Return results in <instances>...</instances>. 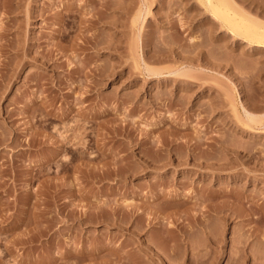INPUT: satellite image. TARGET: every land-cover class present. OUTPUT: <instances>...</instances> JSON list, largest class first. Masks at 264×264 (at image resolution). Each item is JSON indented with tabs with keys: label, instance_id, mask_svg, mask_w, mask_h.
<instances>
[{
	"label": "rangeland",
	"instance_id": "rangeland-1",
	"mask_svg": "<svg viewBox=\"0 0 264 264\" xmlns=\"http://www.w3.org/2000/svg\"><path fill=\"white\" fill-rule=\"evenodd\" d=\"M215 23L200 0H0V264H157L139 242L163 235L178 264H264V47Z\"/></svg>",
	"mask_w": 264,
	"mask_h": 264
},
{
	"label": "bare ground",
	"instance_id": "bare-ground-1",
	"mask_svg": "<svg viewBox=\"0 0 264 264\" xmlns=\"http://www.w3.org/2000/svg\"><path fill=\"white\" fill-rule=\"evenodd\" d=\"M200 1H201V4H202V8H205L206 12H208L211 15V20H213L214 23L218 22L219 26L224 31H228V33H231L233 36H235V37H237L239 39H243L245 41H248L249 43L253 44L255 46V48L256 47H259V48L264 47V18H260V17H257V16H254V15H251V14L247 13L242 7H238L237 6L235 4L234 0H200ZM263 17H264V15H263ZM58 22H59V24H62L63 20L59 19ZM89 22H91L89 25L92 26V24L95 25V23L97 21H93V20L89 19ZM57 36H58V34H57ZM94 37L93 36H90V37H88V36L86 37L85 36L83 38L84 44H86V45L91 44L93 46H97V42L98 41H96ZM62 40H63V38H62ZM47 60H49V59H47ZM47 63H48V61L42 62L43 65H46ZM48 65H49V63H48ZM114 69L115 68H113V70L110 72V74H108V76H114L117 73L116 70H114ZM97 70H98V68H96V69L93 68V71L96 74H98L100 76L104 75V73H105L104 70H103V74L101 72L102 70H100V71L99 70L97 71ZM152 71H153L154 74H157V75H162L161 73H163V72H158V71H154V70H152ZM105 76H107V75H105ZM248 117H249L250 120H254L255 119V116L253 114H249L248 113ZM62 139L64 140L65 137H62ZM63 140H61V142H63ZM156 161L154 160V163ZM88 163H87V165H88ZM152 166H154V165H152ZM99 168H101V167H99ZM239 193H241V192H239ZM139 215H142V212H139L138 216ZM158 223L160 225L161 224L163 225L165 223L164 219L162 218V220L159 221ZM164 236L165 235H163L162 238H161L163 241L162 240H161V242L158 241L159 244H157L158 243L157 242V243H152L151 245L147 244L144 247V246H142V241L139 242L140 250H149V251L153 252V254H152L153 260L157 264H167V263H169V261L167 262V260H170L171 257L174 256V254L177 252L176 246L174 245L175 242H172L174 244L169 245L168 242H169L170 239H168L167 236H166V238ZM158 239H156V240H158ZM154 242H155V240H154ZM194 247H196V246H194ZM196 248H195V250H196ZM197 249H199V247ZM192 250L194 252V248ZM130 253L128 252V250L127 251L124 250V252L119 255V258L116 261L114 260L115 262L113 261L111 263L112 264H125V262L127 261L126 263L128 264V262L131 261L133 264H148V263H145L144 261L140 262L139 259L137 258V254H135V253L134 254H130ZM177 255H179L181 257V252L180 253L178 252ZM204 255H203V257H204ZM178 257L175 258V256H174L175 261H176V259L179 260ZM172 260H174V259H172ZM172 260H170V261L172 262ZM131 262L129 264H132ZM178 262H181V260L178 261ZM178 262L176 261L177 264H178ZM173 264H175V262ZM201 264H203V263H201Z\"/></svg>",
	"mask_w": 264,
	"mask_h": 264
}]
</instances>
